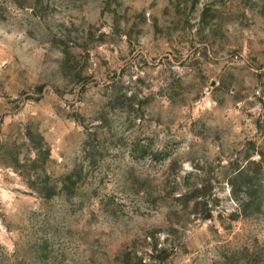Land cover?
Returning a JSON list of instances; mask_svg holds the SVG:
<instances>
[{
    "label": "rangeland",
    "instance_id": "374dc122",
    "mask_svg": "<svg viewBox=\"0 0 264 264\" xmlns=\"http://www.w3.org/2000/svg\"><path fill=\"white\" fill-rule=\"evenodd\" d=\"M0 264H264V0H0Z\"/></svg>",
    "mask_w": 264,
    "mask_h": 264
}]
</instances>
